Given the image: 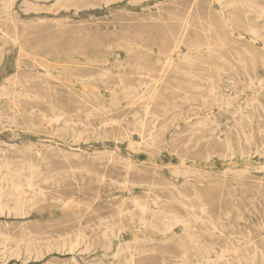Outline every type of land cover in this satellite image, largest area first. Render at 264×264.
Masks as SVG:
<instances>
[{
    "label": "rangeland",
    "instance_id": "1",
    "mask_svg": "<svg viewBox=\"0 0 264 264\" xmlns=\"http://www.w3.org/2000/svg\"><path fill=\"white\" fill-rule=\"evenodd\" d=\"M0 166V264H264V0H0Z\"/></svg>",
    "mask_w": 264,
    "mask_h": 264
},
{
    "label": "bare ground",
    "instance_id": "2",
    "mask_svg": "<svg viewBox=\"0 0 264 264\" xmlns=\"http://www.w3.org/2000/svg\"><path fill=\"white\" fill-rule=\"evenodd\" d=\"M4 2H7V0H4ZM132 3V2H131ZM7 5V4H6ZM251 10V9H250ZM180 17V16H179ZM159 19V18H158ZM158 22V21H157ZM186 25V24H185ZM8 34V33H7ZM6 35V34H5ZM13 162V161H12ZM8 163V161H7ZM6 164V163H5ZM1 167V166H0ZM24 170V169H23ZM18 190V189H17ZM198 190V189H197ZM3 197H4V192H3V187L0 186V213L4 214L6 213L7 211V205L3 202ZM201 202V201H200ZM10 212V211H9ZM18 212V211H17ZM15 215V214H14ZM83 238V237H82ZM84 241V240H83ZM255 249V248H254ZM5 256V255H4ZM135 256V255H134ZM186 257V256H185ZM134 259V257H133ZM187 259V257H186ZM229 262V261H228Z\"/></svg>",
    "mask_w": 264,
    "mask_h": 264
}]
</instances>
